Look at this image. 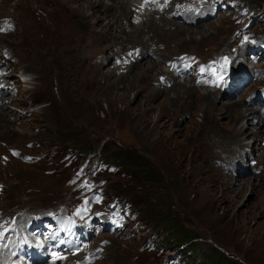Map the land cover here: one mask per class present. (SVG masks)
Here are the masks:
<instances>
[{"label": "rangeland", "instance_id": "rangeland-1", "mask_svg": "<svg viewBox=\"0 0 264 264\" xmlns=\"http://www.w3.org/2000/svg\"><path fill=\"white\" fill-rule=\"evenodd\" d=\"M200 1L205 8L210 0ZM171 3L169 12L164 0H158L160 11H147L157 26L147 27L144 35L135 36L132 15L123 21L124 28L112 27L114 35L91 38L86 35L88 22L78 17L76 27L83 38L70 42L48 29L47 23L51 25L57 16L49 18L41 10L33 11L21 0H0V27H8L0 28V56L6 72L0 82L11 73L19 80L18 88L12 83L15 90L11 87L0 95V99L17 97L6 100L14 113L7 116L11 126L0 124V221L4 216L28 220L73 210L100 191L103 197L99 202L110 204L117 199L131 208L114 206V220L122 228L97 236L93 249L99 257L92 264H204L209 253L223 255L230 264H264V115L257 113L263 107L258 95L264 80H251L232 96L212 90L215 106L210 101L208 107L175 86V81H182L167 64L185 53L207 62L212 75L231 60L234 67L245 68L248 62L239 51L234 52L240 42L237 33L241 31L246 43L254 37L257 46L264 43V0H229L226 10L221 8L197 24L174 17L177 12H171L177 8ZM219 3L214 0V5ZM248 7L256 12L250 13ZM163 18L171 22H160ZM95 19L93 16L90 22ZM246 24L249 26L244 28ZM124 29L129 38L119 33ZM141 36L150 42L142 46ZM73 42H77L75 56L83 54L79 63L90 66L87 74L75 80V90H60L56 75L48 69L40 71L42 75L35 82L32 77L36 73L25 75L27 64L41 65L37 58L51 57L62 67L65 47ZM138 47L148 48V55L159 68L149 73L151 60L141 57L140 52L135 55ZM153 50L158 51L156 55ZM249 63L251 72L257 65L264 77V61ZM162 76L170 79L169 85L160 82ZM194 78L182 83L194 86L198 95L208 91L203 89L205 85H226L223 75L203 84ZM161 85L167 86L174 103L166 93L157 92ZM149 87L157 96L147 93ZM218 106L221 110L215 114L219 117L209 116L214 110L211 108ZM9 128L14 134H9ZM234 128H241L238 135ZM13 149L18 150L19 157L12 154ZM25 155L30 160L26 161ZM120 155L138 157L139 171H118L115 165ZM106 157L114 159L105 160L106 166L117 168L96 174L99 162ZM152 178L154 181L148 183L146 179ZM223 183L230 186L229 200L223 199ZM163 217L173 220L183 237L197 236L188 239V248L186 238L178 248L167 243L178 241L172 234L167 236L160 220ZM156 245H170L171 249H156ZM174 254L177 257L170 259Z\"/></svg>", "mask_w": 264, "mask_h": 264}, {"label": "bare ground", "instance_id": "bare-ground-1", "mask_svg": "<svg viewBox=\"0 0 264 264\" xmlns=\"http://www.w3.org/2000/svg\"><path fill=\"white\" fill-rule=\"evenodd\" d=\"M21 1L28 2V6H29L30 9H32L33 11H36V12L41 10L49 18H52L54 16H57L56 17V20L54 22L53 21L50 22L51 25H49L47 22L46 23L48 25V29L50 31L58 34V37L61 38V39H63V40H69V39L70 40H79V39L83 38V36L80 35L81 32L78 30L79 27H76L78 17H82V18H84L85 21L88 22V28L87 29L89 31L87 32L86 35H89L91 38H97V39L103 38L105 35H114L115 34L114 33V29L118 30V28H124L125 26L123 27V24H124L123 21L125 19L130 18L129 16H132V15H133V17H131V18H134L135 17V20H136V21L134 20L136 24L133 23V25H132V28L135 29V36L142 35V34L144 35L145 34L144 33V30L147 27H155V26H157V24L155 22L149 20L151 17L149 18L147 16V14H149L150 10L147 9V10L142 11V8L140 7V4H137L136 0H21ZM171 4H169V5L166 4V6H165V11L166 12H169L171 10ZM151 6H153L152 7L153 8L152 10H154V12H156L158 10L160 11V9L158 7V0L152 1ZM147 11H149V12H147ZM178 11H179L178 9H175L171 13H174V12L181 13V12H178ZM187 12H184V13H187ZM93 16H96V19L93 22H90V21H92L91 19H93ZM173 16H175V14ZM140 18H142L143 21H141ZM144 18H146V19H144ZM178 18H180V17H178ZM196 18L197 17H195L194 15L193 16L188 15L186 17V19H184V21L186 23H189L190 22L191 24H195L194 19H196ZM164 21L165 22H168V23L171 22L169 20L166 21L164 18H163V20H160V22H164ZM200 21L201 20L199 19V21L197 23H199ZM192 22H194V23H192ZM53 24H55L57 26V29L53 26ZM112 27H114V29H112ZM85 30H86V28H85ZM95 30L96 31H99V33L101 32L103 35L97 33ZM130 30H131V27H130V29L128 31H130ZM128 31H126L124 29V30H120L119 33L122 32V34H123V33H126ZM20 34H24V31H22V32L20 31ZM122 34H120V36H119L120 38H123ZM34 35L35 34H31L30 33L29 36H34ZM86 35L84 37H86ZM190 35H192V34H190ZM127 36H128V34H127ZM128 38H129V36H128ZM190 39H193L192 36H191ZM139 41L142 42V43H139V44H142V46H145V45H147L150 42L149 39L145 40L143 37ZM76 45H77V42H73V44L72 43H69V44L66 45L65 49H66L67 53H66L65 59L67 61L66 60H63L62 61V63H63V64H61L62 67L60 66V63L58 64V63L53 62L52 59H51V57L49 59H47V60H46V58L44 60H43V58H40V59L37 58V61L36 62L39 63V64H41V65L34 66L35 65V62L32 63V64H27L26 63L28 66H25V69H24L25 75L26 74H30V73H32V74L33 73L34 74L36 73L35 74L36 75L35 78L32 77V82H35L36 81L35 79H39L40 76L42 75L39 72L40 71H47V69H48L49 72H51L52 75L53 74L56 75V79H57L56 82H58L57 85L61 87L60 90H63L64 87L67 88V89H69L70 91L75 90L76 89V83H77V82H75V80H77V78H79L80 75L87 74V72H86L87 71V67L90 68V66L86 62L79 63V60H80V58L82 57L83 54L77 55L78 57L75 56L76 49H77L76 48ZM78 47H80V46H78ZM91 47H93V46H91ZM147 49L146 48H142L141 49L140 47H138L136 52H140V56L141 57H145V58H148L149 60H151L150 63H149V66H148V72L149 73H152L154 70H156L157 68H159V64H158V62H154L152 60V58H150V56H152V55H150V56L148 55L149 54V51H147ZM94 51H95V49H94ZM153 52H154L153 54L156 55L158 51L153 50ZM35 55H33V59L35 58ZM105 56H106V54H105ZM232 57H228V58L231 59ZM40 60H42V61H40ZM85 60H86V57H85ZM5 63H7V60L5 61ZM217 63H221V61H217ZM20 64L21 63H18V65H20ZM248 65H249V62H248ZM21 66H22V64H21ZM84 66H86V70H84ZM18 68H20V67H18ZM128 68H130V67H128ZM245 68L247 70H249L248 69V66H245ZM161 71H163L166 75L169 74L168 71H164V70H161ZM249 71H251V70H249ZM173 74H175V73L173 72ZM12 75H13V73H11L10 75H7V76L4 77V79L2 81V82H4V85H3L2 88H0V95H3L5 93H8L7 91H10L9 89L11 87L14 88L13 85H12V83L15 85V88H18L19 87V80L14 79ZM11 76H12L13 79H11ZM95 77L97 78L96 72H95ZM194 79L196 80L197 83H200V84L209 83L210 82V78L209 79H206V80H203L202 82L198 78H194ZM9 80L10 81L12 80L11 82H9V84H11V86L8 85V81ZM91 80H93V79H91ZM2 82H0V84H2ZM174 84H175V86H179L181 89L183 88L184 90H187L188 93H189V95L195 96L198 101L199 100H202L204 102V104H206L208 107L211 105L210 101L212 102L213 105L215 104V102L212 100V97H213L212 90H208L207 89L208 91L206 93L201 94V95H198L197 89L194 86H192L191 84L182 83V82H176V81H175ZM15 88L12 89V91H14ZM150 92L153 95L157 96L156 90L154 91L153 89H151V87L147 88V93H150ZM157 92L158 93H160V92L166 93L165 94L166 95V98L167 99L170 98L169 97L170 92H168L167 86H162L161 85L159 87V89H157ZM7 99H9V100H12V99L13 100H17V97H9V96H6L5 97L4 96L3 99H0L2 101L1 102L2 104H0V124L5 123V124L9 125V122H7V116L14 115V113L12 112L11 109H9L10 105L6 101ZM150 100H151V96H149V101ZM170 100H171V103H174V97H171ZM211 109H214L213 110L214 112L212 111L208 115L211 116V117L212 116L219 117L218 116L219 114L216 115L215 114V111L216 112L217 111L219 112L221 110L220 106H218V108L212 107ZM225 111H227V110H225ZM239 114H240V117L239 118H241V112ZM233 115H234V113H233ZM254 118H256V117H254ZM218 122H219V120H218ZM9 126H11V125H9ZM242 127H243V125H242ZM241 128H239V129L238 128H234L235 129V132H236L235 135H238V133L241 130ZM9 130H10L9 131V134L10 133H11V135L14 134V132H13L14 130L13 129L11 130V128H9ZM262 172H263V170H262ZM249 186H250V184H249ZM221 187H222V189H221L222 193H226V197H224L223 199H228L229 200L230 195H231L230 194L231 193L230 186L223 183L221 185ZM223 195L221 194L222 197H223Z\"/></svg>", "mask_w": 264, "mask_h": 264}, {"label": "trees", "instance_id": "trees-1", "mask_svg": "<svg viewBox=\"0 0 264 264\" xmlns=\"http://www.w3.org/2000/svg\"><path fill=\"white\" fill-rule=\"evenodd\" d=\"M260 8V7H259ZM120 157V158H118ZM118 163H117V166L119 167V171L121 172H126L128 173L131 172V173H134L136 174L139 169H140V166L141 164L139 163V158L138 157H135L133 155H120L118 156ZM105 160H108V161H113L114 159H110V157H106L104 158V161ZM125 167L127 169H125ZM149 172V171H148ZM147 172V173H148ZM152 173V172H149V174ZM153 174V173H152ZM161 180V175H158ZM143 177L145 178H148V176L146 175H143ZM148 183L151 184V182L154 181V179H146ZM134 203V202H132ZM161 222H162V225H163V229L166 230L167 232V236L172 234L174 236L173 240H177L178 243L176 242H171V241H167V243L169 244H174L175 246L180 247V244L179 243H182L185 241V238H186V243L189 242L188 239H191V240H194L197 236H188V237H183V235L180 233L181 231L178 229L179 227H177L175 225V222L173 220H168V219H165L164 217L163 218H160ZM160 246V247H159ZM158 246V249H171V246L170 245H159ZM213 256V257H212ZM206 260L207 262L204 263V264H230L229 261H227V259L223 256V255H217L215 253H209V256H206Z\"/></svg>", "mask_w": 264, "mask_h": 264}]
</instances>
